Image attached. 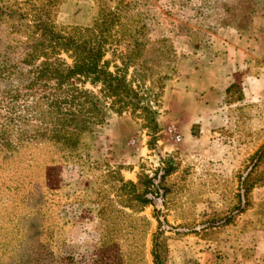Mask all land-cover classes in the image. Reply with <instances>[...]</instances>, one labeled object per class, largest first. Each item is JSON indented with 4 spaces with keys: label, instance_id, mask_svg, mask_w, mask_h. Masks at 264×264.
Masks as SVG:
<instances>
[{
    "label": "rangeland",
    "instance_id": "374dc122",
    "mask_svg": "<svg viewBox=\"0 0 264 264\" xmlns=\"http://www.w3.org/2000/svg\"><path fill=\"white\" fill-rule=\"evenodd\" d=\"M81 58L100 80L41 77ZM257 184L264 0H0V264H201L204 196ZM63 198L85 204L67 239Z\"/></svg>",
    "mask_w": 264,
    "mask_h": 264
},
{
    "label": "crops",
    "instance_id": "0c3cea01",
    "mask_svg": "<svg viewBox=\"0 0 264 264\" xmlns=\"http://www.w3.org/2000/svg\"><path fill=\"white\" fill-rule=\"evenodd\" d=\"M238 73L237 68L231 71ZM66 194L72 198L74 184L66 183ZM211 197V199H207ZM58 209V216L64 239L70 237L82 220L85 204L63 198ZM208 200V201H207ZM233 199L225 202L221 194L212 197L206 194L198 205L202 216H222L221 224L210 230L209 240L212 248L199 251L201 264H264V184L252 188L248 203ZM235 205L240 206L236 208ZM230 207V208H227ZM200 214V213H199Z\"/></svg>",
    "mask_w": 264,
    "mask_h": 264
},
{
    "label": "trees",
    "instance_id": "16d2710c",
    "mask_svg": "<svg viewBox=\"0 0 264 264\" xmlns=\"http://www.w3.org/2000/svg\"><path fill=\"white\" fill-rule=\"evenodd\" d=\"M56 37L58 39H61V36H57ZM69 45V43L64 42L62 43L63 46L65 45ZM77 49H79V47H76ZM87 52V51H86ZM96 77L93 78L94 81H98L101 79V73H104L102 70L98 69L97 66V62L94 61H88L86 58H81L80 61H78V63L75 64V66L73 68L70 67H66L63 63H58V64H52V63H48L45 62L44 63V67L41 68V77L42 78H55L59 81V84H62L66 81H68L70 78L76 76V75H86L89 76L90 74H96ZM103 82L106 83L107 78H103ZM67 140H72L73 137L75 136V133L72 132H68L67 133ZM77 137V135H76ZM258 185V184H257ZM251 189V188H250ZM246 190V193H249L248 198H245V204L248 203V200L250 198V193L251 190ZM241 201V200H240ZM141 202L145 205L147 204L149 201L147 200H141ZM88 206H91L90 203H88ZM104 231V230H103ZM100 231L97 232L95 231V234H97L99 236V241H101V244H104L108 238V233L106 231ZM92 238L96 240V235H92ZM103 239V240H102ZM156 259V264H162L161 261L159 260L158 255L156 254L155 256Z\"/></svg>",
    "mask_w": 264,
    "mask_h": 264
},
{
    "label": "built area",
    "instance_id": "2783aa9c",
    "mask_svg": "<svg viewBox=\"0 0 264 264\" xmlns=\"http://www.w3.org/2000/svg\"><path fill=\"white\" fill-rule=\"evenodd\" d=\"M165 132L177 143L181 142L183 139L182 134L179 132L178 128L175 125H169L166 128ZM134 143H136L135 140H133V144Z\"/></svg>",
    "mask_w": 264,
    "mask_h": 264
}]
</instances>
